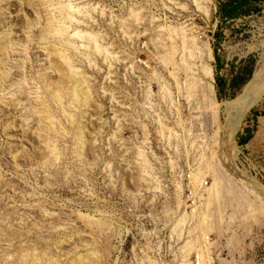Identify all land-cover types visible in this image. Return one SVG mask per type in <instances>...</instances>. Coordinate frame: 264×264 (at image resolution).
Returning <instances> with one entry per match:
<instances>
[{
	"label": "rangeland",
	"instance_id": "obj_1",
	"mask_svg": "<svg viewBox=\"0 0 264 264\" xmlns=\"http://www.w3.org/2000/svg\"><path fill=\"white\" fill-rule=\"evenodd\" d=\"M224 1L0 0V264H264V103L223 108L264 2Z\"/></svg>",
	"mask_w": 264,
	"mask_h": 264
},
{
	"label": "bare ground",
	"instance_id": "obj_2",
	"mask_svg": "<svg viewBox=\"0 0 264 264\" xmlns=\"http://www.w3.org/2000/svg\"><path fill=\"white\" fill-rule=\"evenodd\" d=\"M255 73L252 80L234 101L223 104L225 112L234 115L238 120H241L252 107L264 103V70ZM78 94L79 92L75 94L76 98Z\"/></svg>",
	"mask_w": 264,
	"mask_h": 264
},
{
	"label": "trees",
	"instance_id": "obj_3",
	"mask_svg": "<svg viewBox=\"0 0 264 264\" xmlns=\"http://www.w3.org/2000/svg\"><path fill=\"white\" fill-rule=\"evenodd\" d=\"M264 0H227L224 2H219L218 6V14L222 20H234L238 18L240 15H243L246 8H249L252 4H258L262 3ZM215 59L217 60V57L215 56ZM217 69L219 67L217 66ZM216 84H217V96L218 98H221L222 96H225L224 89H225V82H223L222 79H218L215 77ZM237 84V79H233L232 81V87H234ZM247 85V84H246ZM245 87V86H244ZM255 116L257 117L258 114L254 113ZM248 129L245 130V132ZM253 137L252 133H245V135H240L238 143L239 144H245L251 138Z\"/></svg>",
	"mask_w": 264,
	"mask_h": 264
},
{
	"label": "built area",
	"instance_id": "obj_4",
	"mask_svg": "<svg viewBox=\"0 0 264 264\" xmlns=\"http://www.w3.org/2000/svg\"><path fill=\"white\" fill-rule=\"evenodd\" d=\"M195 264H199V261L197 259H195Z\"/></svg>",
	"mask_w": 264,
	"mask_h": 264
}]
</instances>
